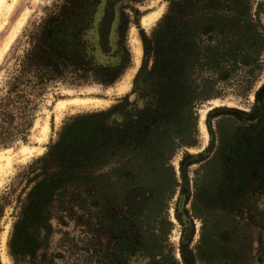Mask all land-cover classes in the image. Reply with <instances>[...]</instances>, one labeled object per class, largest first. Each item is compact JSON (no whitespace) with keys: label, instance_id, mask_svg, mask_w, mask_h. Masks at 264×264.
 <instances>
[{"label":"trees","instance_id":"1","mask_svg":"<svg viewBox=\"0 0 264 264\" xmlns=\"http://www.w3.org/2000/svg\"><path fill=\"white\" fill-rule=\"evenodd\" d=\"M115 1L107 0V13L99 31L102 47L107 45L110 8ZM190 1L170 0L167 15L153 33L155 46L159 47L161 40L167 43L178 39L180 28H172L171 24L175 22L174 15ZM215 5L222 7L219 2ZM263 6L259 3L252 13V0H234L230 6L234 8L231 17L225 19L221 13H212V30L219 35L224 33L225 37L230 34V45L221 48L225 43L221 39L222 44L207 43L204 49H199L192 41L188 44L191 51L187 52L202 50L205 60L202 65L209 69H219L226 55L233 57L235 63L236 58L243 57L249 69L245 84L240 88L243 92L249 91L264 67L260 58L264 55V27L259 21ZM65 10L62 8L44 18L30 34L29 45L17 61L15 74L5 94L0 96L2 143L9 142L12 136L9 128L16 119L28 118L32 97L64 76L71 54L54 33L65 22ZM188 32L192 31L188 29ZM153 47L150 41H145L143 63L134 81V88L140 94L137 102L124 100L108 110L73 117L64 124L48 151L29 163L33 175L27 177L25 197L17 201L18 212L8 241L9 253L16 264L23 261L57 264V254L48 251L54 232L52 221L64 222L65 217L72 218V213L77 225L85 226V232L91 234L81 246L91 264H181L167 239L172 223L162 213L166 196L178 186L169 161L178 147L193 145L189 139L194 123L192 103L205 95H198L197 91H208L210 81L201 77L196 84L185 67H192L193 62L182 66L176 53L165 49L154 51ZM151 51H154V61L150 70L147 64ZM157 72L161 74L159 83ZM165 82L171 88L167 92H164ZM158 91L163 93L158 96ZM31 125L32 122H28L24 130ZM219 132L221 151L229 154V146L236 144V139L220 125ZM243 143L241 149L245 146ZM236 159L233 155L225 167L219 166L218 156L205 160L193 179L190 214L184 211L183 193L177 205L176 216L186 227L191 228L194 218L203 222L200 239L193 249L203 257L213 249L216 253L224 252L221 264H242L236 261L239 254L236 247L220 244L213 237L220 233L224 241L230 238V229L240 234L244 232V227L235 219L241 198L229 194L231 189L243 187L244 165H238L243 159ZM110 163H114L111 170L103 172ZM223 175L226 180L222 179ZM185 176L182 172V179L187 183ZM220 182L225 185L222 187ZM83 194L94 197L90 204ZM101 198H105L104 206L100 204ZM219 199L230 204L219 203ZM74 208L81 213L76 215L78 211ZM2 212L0 206V219ZM255 215L264 223V197L263 206L255 210ZM221 221L232 228L220 231ZM100 232L106 235L103 243ZM191 233L184 231L180 241L181 261L185 264H192L187 250Z\"/></svg>","mask_w":264,"mask_h":264},{"label":"rangeland","instance_id":"2","mask_svg":"<svg viewBox=\"0 0 264 264\" xmlns=\"http://www.w3.org/2000/svg\"><path fill=\"white\" fill-rule=\"evenodd\" d=\"M208 2L210 4H206ZM216 2H219L222 7L217 8ZM233 2L234 0H204V2L192 0L184 4V8L174 15L176 18L174 24H171L172 28H180L178 39L167 43L161 40L162 44L160 43L159 47L154 45L153 33L159 22L167 15L170 0H116L110 8L105 47L101 46L99 31L103 26L101 23L103 17L107 13V0H20L8 16L0 12V96L5 94L15 74L17 61L29 45L30 34L39 27L44 18L50 17L52 13H58L62 8L66 9L63 11L65 22L59 29H55L54 36L64 47H67L71 54V61L64 68L62 80L49 83L39 95L32 97L28 118L16 119L9 128L12 133L9 142L0 141V154L2 151H10L13 157L12 168L8 174L0 177L3 180L0 185V206L3 210L0 219V264H16L9 253L8 241L18 212L17 201L25 197L28 190L27 177L33 175L28 166L29 163L48 151V146L57 140L64 124L73 117L108 110L124 100L128 102L139 100L140 94L134 88V81L143 63L146 40L154 46L152 48L154 51L165 49L176 53L181 59L182 66L193 62L192 67H185L188 69L186 73L194 79L196 84L200 83L201 77L210 81L208 91H197L198 95L200 93L205 95L192 103L194 123L190 128L189 139L193 145L178 147L169 161L175 172L178 186L166 196L162 213L172 223L167 239L173 248L175 258L181 264H185L181 261L179 247L181 236L186 231L187 234L192 232L187 247L192 264L223 263L224 252L216 253V249H213L208 256L203 257L193 249L200 239L203 222L199 218H194L191 228L186 227L176 216L177 205L183 193L184 211L190 214L189 209L194 192L193 179L196 176L195 172L201 169L205 160L218 156L219 166L225 167L232 161V156L236 155L238 160L243 159L238 164L244 165L241 180L243 187L233 188L229 194H236L241 198L240 211L235 219L244 227V232L240 234L232 231L228 223L225 225L224 221H221L219 230L230 229L231 232L228 234L230 238L222 241L220 237L223 236L220 233L214 234L213 237L218 240V243L234 249L236 247L239 250L236 256L238 263L264 264V223L255 215V210L263 206L264 197V135L262 134L264 132V67L262 73L251 84L249 91L243 92L240 87L245 84L249 69L246 59L238 57L235 63L233 57L226 55L219 69H209L208 66L202 65L205 61L202 50H199V53L187 52L191 51L188 44L192 41L199 49H204L207 43L222 44L221 39L225 41L221 48H227V44L230 45V34L227 38L224 33L219 35L212 30V21H214L212 13H221L225 19L228 16L231 17L234 15V8L230 7ZM164 3L165 10L153 24L145 27L142 24V17L163 7ZM259 3L264 4V0H252V13L255 12ZM194 4L203 5L206 8H195ZM21 20L24 22L17 33L18 36L16 35L9 47L3 51L8 44L10 34ZM259 21L264 27V13H260ZM134 28L141 39V56L138 51L139 46L133 40ZM188 29L192 32L189 33ZM154 51L150 52L148 59L147 66L150 70L153 66ZM260 58L264 61V55ZM155 75L159 83L161 74L157 72ZM165 87L167 88L164 92L171 90L168 82H165ZM162 93L158 91V96ZM76 96L97 97L100 101L85 106L68 104L62 110L55 109L59 100ZM214 100H219L220 104L214 106L212 103ZM208 107L209 110L206 111L205 119L202 121V110ZM57 114H60L58 119ZM46 120L49 121L50 132L48 131L47 139L40 142L39 137ZM30 121L31 127L24 130ZM219 125L222 130L225 129L226 133H229V136L236 139V144L229 146L231 148L229 154H223L221 151ZM243 141L245 146L241 149L244 145ZM24 145L30 148H42V150H34L27 156L21 152ZM113 165L114 163L108 164L102 171L111 170ZM182 172L187 177V183L182 179ZM222 179L226 180V176L223 175ZM224 185L222 183V187ZM83 195L86 196V194ZM3 196L5 198L1 199ZM86 198L90 204L94 197L87 195ZM219 203L230 204V201L219 199ZM100 204L103 206L106 204L105 198L100 199ZM74 211H78L76 215L81 213L76 208ZM63 221L60 223L52 221L54 232L49 239L48 251L57 254L55 262L57 264H91L87 259L88 254L81 249L91 234L85 232V226L77 225L73 213L72 218L65 217ZM100 237L103 243L106 239L104 232H100ZM2 253L5 254L6 259H3ZM18 264L31 263L23 261Z\"/></svg>","mask_w":264,"mask_h":264},{"label":"bare ground","instance_id":"3","mask_svg":"<svg viewBox=\"0 0 264 264\" xmlns=\"http://www.w3.org/2000/svg\"><path fill=\"white\" fill-rule=\"evenodd\" d=\"M19 2H20V0H3V2L0 3V12L3 15L8 16L16 8V6L18 5ZM165 3L163 5V7L159 8L157 10L151 11L150 13H148L147 15H144L142 17V24L145 27H149V25L153 24L156 21V19L161 15L162 11H164L165 8H166V4ZM19 19H21V18H19ZM23 22L24 21L21 20L19 22V24L13 29L12 33L9 36L8 44L6 45V47H5V49L3 51H5L9 47V45L12 43V41L16 38V35H17L18 31L23 26ZM133 40L138 44V46H139L138 47V51H139V55L141 56V54H142V49H141V46H140L141 45V39H140V36H139V34H138V32H137V30L135 28L133 29ZM138 63L140 64V58L138 60ZM130 80H131V78H130ZM99 101L100 100L97 97L76 96V97H72V98H68V99L59 100V102L57 103L55 109L56 110H62L68 104H73V106L74 105L85 106V105H87L89 103H98ZM212 103H213L214 106L220 104L219 100H214ZM207 110H209V107L207 109L202 110V121L205 119ZM59 115L60 114H57V119L59 118ZM48 131H49V121L46 120L45 124L42 127V134L39 137V141L40 142H43V141H45L47 139ZM37 148L36 147L30 148L29 146L24 145L22 147V149H21V152L24 155L28 156V155L32 154L34 152V150H40V151L42 150V148H38V149ZM12 164H13V157L11 156V152L10 151H7V152L2 151V153L0 154V177L2 175H4V174H8L9 170L12 168ZM2 181L3 180L0 179V185H1ZM2 254H3V259H6L5 254L4 253H2Z\"/></svg>","mask_w":264,"mask_h":264},{"label":"snow or ice","instance_id":"4","mask_svg":"<svg viewBox=\"0 0 264 264\" xmlns=\"http://www.w3.org/2000/svg\"><path fill=\"white\" fill-rule=\"evenodd\" d=\"M3 2V0H0V3H2Z\"/></svg>","mask_w":264,"mask_h":264}]
</instances>
